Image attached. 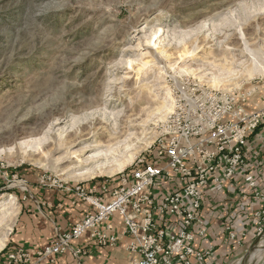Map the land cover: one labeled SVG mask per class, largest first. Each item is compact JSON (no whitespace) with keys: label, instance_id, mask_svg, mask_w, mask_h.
<instances>
[{"label":"rangeland","instance_id":"rangeland-1","mask_svg":"<svg viewBox=\"0 0 264 264\" xmlns=\"http://www.w3.org/2000/svg\"><path fill=\"white\" fill-rule=\"evenodd\" d=\"M182 81L264 111V0H0V255L36 189L148 159Z\"/></svg>","mask_w":264,"mask_h":264},{"label":"built area","instance_id":"built-area-1","mask_svg":"<svg viewBox=\"0 0 264 264\" xmlns=\"http://www.w3.org/2000/svg\"><path fill=\"white\" fill-rule=\"evenodd\" d=\"M173 113L165 134L148 159L136 163L125 175L88 184L58 187L74 193L91 211L35 253L36 259L70 252L75 259L84 247L78 245L88 233L91 243L112 247L118 241L109 219L120 218L131 264H208L213 246H197L206 234L201 216L204 187L232 180L245 167L244 147L260 125L264 111L247 110L229 92L211 90L195 82H178ZM252 197L264 202L254 175L244 174ZM169 187L163 192V185ZM255 235L264 229V206L253 213ZM240 244V242H239ZM241 246V244H240ZM31 254L23 248L8 251L6 264H29Z\"/></svg>","mask_w":264,"mask_h":264},{"label":"crops","instance_id":"crops-1","mask_svg":"<svg viewBox=\"0 0 264 264\" xmlns=\"http://www.w3.org/2000/svg\"><path fill=\"white\" fill-rule=\"evenodd\" d=\"M244 157L245 167L232 180L225 179L219 184L209 183L204 187L201 216L207 231L203 238L197 239L196 244L200 248L213 246L208 264H227L241 249H250L255 241L256 220L252 213L264 206V202L259 203L252 197L244 182V174H253L257 188L264 193V119L259 129L250 134L244 147ZM88 185L99 187L98 183ZM167 187L169 185H163L160 193ZM34 193L32 202L25 205L29 207L19 213L13 225L0 255V264H6L8 251L18 247L31 254L29 264H131V255L126 249L127 237L122 234V224L117 215L109 219L118 236L115 246L95 245L86 233L76 241L84 247L79 259L67 251L53 257V260L38 261L35 253L48 244L56 231L67 230L70 224L80 221L91 211V207L77 199L74 193L61 189L38 188Z\"/></svg>","mask_w":264,"mask_h":264},{"label":"trees","instance_id":"trees-1","mask_svg":"<svg viewBox=\"0 0 264 264\" xmlns=\"http://www.w3.org/2000/svg\"><path fill=\"white\" fill-rule=\"evenodd\" d=\"M261 123H262V122H261ZM261 123H260V125L257 127V129H259V127L261 126ZM257 129H256V131H257ZM254 132H255V130H254ZM241 251H242V249L238 252V254L241 253Z\"/></svg>","mask_w":264,"mask_h":264},{"label":"water","instance_id":"water-1","mask_svg":"<svg viewBox=\"0 0 264 264\" xmlns=\"http://www.w3.org/2000/svg\"><path fill=\"white\" fill-rule=\"evenodd\" d=\"M249 252H247L245 255H244V257H243V262L245 261V257L247 256V254H248Z\"/></svg>","mask_w":264,"mask_h":264}]
</instances>
